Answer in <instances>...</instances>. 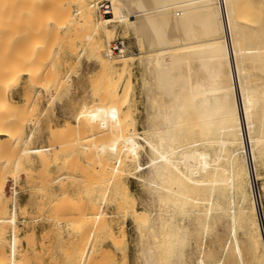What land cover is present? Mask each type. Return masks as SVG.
<instances>
[{"label": "bare ground", "instance_id": "bare-ground-1", "mask_svg": "<svg viewBox=\"0 0 264 264\" xmlns=\"http://www.w3.org/2000/svg\"><path fill=\"white\" fill-rule=\"evenodd\" d=\"M4 1L0 0V150H3V145L6 142H10L5 144L7 146L17 145L20 142L18 126L20 108L18 102L15 101L17 91L12 90L13 82L21 77L26 66L30 70L26 69L24 72L29 70L26 75L32 82L36 76L37 79L39 76L45 78L44 75L48 76L49 73L47 71L49 68L46 70V66L51 60H46V56L42 53L45 48L42 44L43 40L40 39L41 37L37 39L36 36L43 26V20L41 22L40 18H37L38 15L36 17L35 13L39 11L37 8L45 4L48 5L45 8L52 10L51 12H54L55 15L57 11L52 8L53 3L47 2L51 0H21L18 2L21 6L17 4L20 9L18 8L17 20L15 19L12 28L13 30L14 27H17V30L12 34L14 37L10 34L13 42H7L10 31L6 29L7 20H2L1 17L4 16L2 14L8 15L14 10L11 9L13 7L11 6L9 9L11 13L4 11ZM53 1L56 2V0ZM75 1L79 4L76 12L79 15L78 19L88 30L86 49L96 57L97 65L105 64L110 69L119 71L116 77L131 72L133 56H125V47L123 46L122 54L117 58L113 57L111 47H109L111 42H109L108 32L113 36L114 30L119 24H122L124 29L131 30L137 44L139 45L141 42L145 50L142 61L147 72V78L145 77L147 86L144 89L147 95V102L145 101L147 124L141 134L137 131L140 136L133 135L135 138L132 136L127 139L125 145L120 148L121 152H129L135 156L143 151L148 157L147 165L144 168L138 160L131 163L132 174L136 175V179L139 178L138 181L143 187L145 186L147 195L141 210L133 205L129 214L131 215L129 218L132 220L133 217L134 220L132 221L134 224H132L135 228L140 229L137 244L138 264H182L185 262L189 232L188 226L183 221L189 218L195 221L202 236L198 246L200 257L197 262V264H202L204 262L203 241L209 228L212 227L209 223H214L215 214L216 222L230 224L229 242H233L239 263L244 264V261L236 237L237 227L245 230L246 250L253 263L264 264V225L262 229L257 208L258 198L253 189V181L260 178L257 164L260 157L264 155V0H247L241 8L244 12L239 19L235 15L240 12L238 11L240 8L236 6L239 0H107L110 3V9L113 10V17L104 18L101 16L99 19H96V14L92 11V0ZM51 5L53 6L51 7ZM15 7L16 5L13 8ZM45 8L42 6L43 10ZM65 8L69 10V7ZM36 9L37 12L27 11ZM56 9H59L57 5ZM66 12L67 10L63 12L64 15ZM12 14L10 16H13ZM130 16L134 17V21L130 20ZM260 21H262V26L258 25ZM7 23H10V19ZM11 24L13 25V22ZM77 25L79 26V24ZM22 28L27 30V33L22 35L24 40L19 35V30L22 31ZM77 28L79 30V27ZM26 30L24 31L26 32ZM53 36L55 37V35ZM49 37V40L52 39ZM77 37L79 36L77 35ZM7 43L10 44V50L13 49L11 55ZM25 49L26 51H24ZM169 50L177 52L172 53L168 61H164V55L168 54ZM12 52L16 54L14 55ZM37 73L39 74L37 75ZM52 76L50 75V77ZM142 79L144 78L142 77ZM102 100L100 102L104 103ZM123 100L125 99L123 98ZM101 103L91 106L97 115L94 119H106L110 113V107ZM119 108L117 109L120 110L121 108ZM117 109L115 113H118ZM82 123L84 130L95 131L87 137L88 141L94 135L101 139L100 136L107 137L106 135L110 133L106 120L94 121L90 116H87ZM67 130L64 131L67 132ZM2 138H6L4 139L6 142ZM30 138L31 136L27 137V142L28 139L31 141ZM109 140L110 143L107 145L111 146L110 148L105 145L107 141H104V144L88 142L78 157L94 163L98 159L97 156L101 158V154L105 151L108 153L110 150V153L114 152V157H112L115 158L118 152L116 137ZM67 141L62 142V145H68L70 148L73 142L68 144ZM27 144L25 143V146ZM19 146L17 147L19 151H16L25 159L24 163L26 164L31 163L33 155L38 154L39 156L40 154L42 157V154L53 149V146L38 148L24 146L19 148ZM65 148L69 149L67 146ZM76 154L78 153L76 152ZM70 156L72 157V155ZM43 160L46 163L49 162V159L48 161H45V158ZM1 162L2 160L0 164ZM13 162L14 169L20 172L24 163L21 164L22 166L19 163L23 161L16 158ZM3 163H5L4 160ZM3 166L6 168V165ZM42 172L45 174L44 171L40 173ZM40 175L38 174V177ZM2 181L0 177V264L7 262L14 264L17 248L15 245L19 240L12 232L9 256L7 257L3 246L6 226L3 228L2 224L15 222V206L12 207L10 216L5 182ZM213 184L216 185L214 193L207 194V190ZM64 187L66 188V186ZM262 189L264 191V187ZM195 190L203 194L200 199L193 200ZM11 192V196H15L16 190ZM257 196L259 197V195ZM65 197L61 196L59 206L68 208L72 203L71 206H76V208L74 207L75 211L78 208L81 209L78 210V213L83 211V200L81 202L77 200L82 204L79 207L76 200L67 203ZM89 203L91 204V202ZM66 204L68 206L65 207ZM94 206L97 205L94 204ZM93 212L94 210H90L86 215H84L85 212L80 215L85 227L90 229L93 228L96 221L92 220L93 214H101L100 211V214ZM119 214L118 211L115 212L117 219H119L117 217ZM101 216L99 219L102 218ZM96 226L98 227V225ZM107 233L112 234L111 231ZM110 236L108 235V237ZM111 241L114 243L113 236ZM228 249L229 247H224L223 252L226 254Z\"/></svg>", "mask_w": 264, "mask_h": 264}, {"label": "rangeland", "instance_id": "rangeland-1", "mask_svg": "<svg viewBox=\"0 0 264 264\" xmlns=\"http://www.w3.org/2000/svg\"><path fill=\"white\" fill-rule=\"evenodd\" d=\"M20 1L21 0H5L3 3V6L5 4V9L3 8V10L13 13H11L13 16H10L11 14L7 12L8 15H6L3 11L5 14H2V16L4 15L6 17L5 19L4 16L1 17L2 20H7V22L10 19L9 24L5 21L6 29L10 31L8 32L9 36L10 34H14L13 32L17 30V27H14L13 30L12 28L17 20V12H19L20 9L19 5L21 6L18 2ZM96 1L97 0L91 1V5H93L91 8L94 14H96V19H99L102 15H99L96 10L94 5ZM239 1L236 3V6L240 8L238 10L240 12L235 14L237 19H239L242 12H244L241 8L246 4L247 0ZM10 2H14V4L11 5ZM47 2L53 3L54 6L51 5V7L53 6L52 8H54L55 11L57 10L56 15L54 12H51L52 10H48L49 8L46 9L45 7L48 5L46 6L45 4H42L43 8H45L44 10L42 6H40L37 8L39 11L37 9L27 11L30 13L38 11L40 15L38 12L35 13L36 17L38 15L37 18H40L39 20H41V22L43 20V26L39 30L40 33H36V36L38 37L37 39L41 37L40 39L43 40L42 44L45 48L42 53L46 56V60H51L48 64L49 66H46V70L47 68L50 70H47L49 73L47 74L48 76L44 75L45 78L39 76V78H43H40L41 80L39 78L37 79L35 73L36 77L32 82L26 75L30 70L29 67L26 66L27 68L25 67L24 71H26V69L29 70H27V72L23 71L21 77L18 78L19 80L16 79V81L13 82L14 85L12 86V90L17 91L15 101L18 102V107L20 108V121L18 122L20 128V142L17 145L12 144V146H15L13 148L10 144V148L9 145H5L7 142L4 139L6 138H2L6 143L3 145V150H0V154H2L0 155V161L2 160L3 162L4 160L5 162L3 164L1 162L0 166L6 165V168L5 166H3L2 169V166L0 167L1 174L3 173L2 175L0 174V177L1 180L5 182L2 181L5 187L6 199H8L10 216L12 207L15 206V222L12 224H2L3 228L6 226L5 242H3L5 255L7 257L9 256L11 234L14 232L16 239L19 240L15 245L17 248L14 264H138L137 244L140 229L135 228L132 222L134 221L133 217L131 220L129 218L131 215L129 214L132 211L133 205L141 210L143 204L146 202L147 195L144 189L145 186L143 187L138 181L139 178L136 179V175L132 174L131 163L138 160L144 168L147 165L148 157L143 151L135 156L129 152H121L120 148L124 146L125 141L132 138L133 135H135V137L140 136L137 131L141 134L142 129L147 124V95L144 92L147 86V79L145 80V77L147 78V72L145 71V66L142 61L145 50L141 42L139 45L137 44L132 31L124 29V27L121 26L122 24L116 26L113 36L109 35V29L107 28L108 37L110 36L109 42H111L109 43V47L112 49V46L117 41H120L122 48L123 46L125 47V56L129 55L134 58L131 72L116 77L119 71L110 69L105 64L97 65L95 63L96 57L87 51L86 47L88 44H86V42L88 39L86 36L88 35V30L87 27H84L82 21L78 19L79 15L76 12L79 4H77L75 0H56L57 3L53 0ZM14 5H16V7L18 6V11L15 9L16 7L13 8ZM56 5L59 9H56ZM66 6L67 8L69 7L70 11L65 8ZM10 7L14 11L9 10ZM238 7L236 8L238 9ZM64 9L67 10V17L63 13L65 11ZM48 13L50 14L49 16ZM102 17L112 18L113 10L110 9V16ZM130 20L134 21V17L130 16ZM12 22L13 25L11 24ZM261 22L262 21H260L258 25L260 24V26H262ZM76 23L79 24V26ZM256 24L257 23H255V25ZM77 27H79V30ZM24 30L26 29L22 31L19 30V35H21L22 40H24L22 35L27 33V30L26 32ZM53 35H55V37ZM77 35L79 37H77ZM49 36L52 37V39L49 40ZM10 37H7V42H13L12 37H14V35ZM26 40L28 41V39ZM7 44L9 47L8 51L11 55L13 49L10 50V44ZM26 49L24 51H26ZM13 52L12 54H14ZM167 52L169 56L167 57L168 54L165 53L164 61H168L172 53L175 54L177 51L169 50ZM113 57L117 58L115 55H113ZM11 58L13 59V57ZM39 71L40 69L38 72ZM50 73H52L53 76ZM38 74L39 73H37V75ZM143 74H146V76ZM50 75L52 77H50ZM54 75L56 76L54 77ZM142 77L144 79H142ZM97 92L98 94H96ZM97 96L101 97V99ZM123 98L125 100H123ZM101 100L104 103H101ZM98 102L110 107V113L106 119H94L97 115L91 106L100 104ZM116 109L118 113H115ZM87 116H90L91 120L94 121L106 120L110 130V133L106 135L107 137L100 136L101 139H99L97 135H94L90 141L87 140V137L95 132L94 130L86 131L82 128V122ZM66 124L69 125L67 126ZM69 126H71V128H69ZM64 130H67V132ZM29 136H31L30 140L32 142L29 141V139L27 142V137ZM113 137H116V147L118 150L115 158H113L114 152L110 153V150L108 153L105 151V153L101 154V158L97 156L98 159H96L94 163L89 162L90 160L88 159L85 160V162L83 158L78 157L80 156L79 154H81V150L83 151L86 148L88 142H99L104 144L107 141L105 144L107 145L110 143L109 139L113 140ZM66 141L68 144H70V142L77 144L74 145L72 143L70 148L66 145L67 149H70L66 150V146L62 145V142ZM25 143L28 144L25 146ZM111 144L113 145L112 142ZM18 146L19 148H23V146L26 148L53 146V149L49 152H45L44 155L46 156L43 154L42 157L40 154L39 156L38 154L33 155L31 163L26 164L24 163L25 159L20 156L18 152ZM108 147L110 148L111 146ZM108 147L107 149H109ZM5 149L6 151H4ZM76 152L78 154H76ZM70 155H72L73 158ZM46 157L49 159L47 163L43 160L45 158V161H48ZM261 157L257 164V172L260 178L253 181V189L255 190V196L259 199H257L258 214L263 215L264 221V191L262 189L264 187V155ZM16 158H20V160L23 161L19 163L20 166L24 163L25 168H22L24 169L23 171L21 169L19 172L14 169L13 161ZM68 161H70V163H68ZM41 168L42 170H40ZM13 170H15L16 173L13 172ZM32 171L34 172L32 173ZM41 171H44L45 174H43V172L40 173ZM38 174H42L43 177L42 175L38 177ZM31 175L33 178L30 177ZM64 186H66V188ZM14 189L16 190V194L12 197L11 191ZM215 189L216 185H210L207 194L214 193ZM63 195H68L69 198ZM75 195L77 196L75 197ZM202 195L203 194L198 192V190H195L193 200L200 199ZM257 195H259V197ZM61 196L65 197V199L67 198V203L69 201L78 200L81 202V200H83V211L78 213L79 208L75 211L74 209L76 206H71L72 203H70L71 205L69 206L67 204L65 205V207L68 206V208L59 206ZM78 201L76 204L78 206L82 205ZM89 202H91V204ZM73 203L75 204V202ZM94 204L97 206H94ZM89 209L91 211L94 210L93 213H99L100 211L102 214V216L100 213V215L95 214L96 216L93 214V222L95 220L97 221L99 216L102 218L98 220V223L95 221L91 229L85 227L82 216H80L84 212V215H86L87 212L90 211ZM116 211L122 215V217L120 214L117 216L119 219L121 218L120 221L115 217ZM126 213L127 216H125ZM65 218H67V220H65ZM214 218H216V214ZM214 218L213 222L215 224L212 222L209 223L212 227L209 228L203 241L202 249L204 250V262L202 264H240L237 254L234 251L233 242H229L230 224L216 222ZM100 220L103 221L100 222ZM183 222L188 226L189 242L185 249V262L182 264H194V262L197 264L198 258L200 257L198 246L201 243L202 236L199 227L192 218L185 219ZM122 223L124 224L122 225ZM95 224L98 225V227ZM121 225L123 226L122 228ZM110 226L112 229H110ZM237 230L236 237L241 247L244 264H254L250 254L246 250L247 236L245 230L242 228L240 229V227H237ZM110 231L112 234L107 233ZM108 235L111 236L108 237ZM112 236L114 243L111 241ZM224 247H229L226 254L223 252ZM6 264H8V262Z\"/></svg>", "mask_w": 264, "mask_h": 264}, {"label": "built area", "instance_id": "built-area-1", "mask_svg": "<svg viewBox=\"0 0 264 264\" xmlns=\"http://www.w3.org/2000/svg\"><path fill=\"white\" fill-rule=\"evenodd\" d=\"M95 7L99 15L110 16V3L107 0H97L95 2ZM123 49L120 41H117L111 49V53L115 56L121 55ZM260 223L263 227V215H259Z\"/></svg>", "mask_w": 264, "mask_h": 264}]
</instances>
